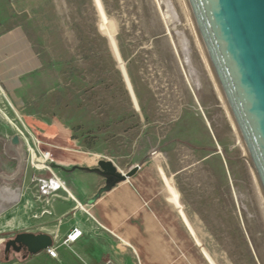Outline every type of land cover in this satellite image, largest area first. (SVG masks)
Here are the masks:
<instances>
[{
	"label": "rangeland",
	"instance_id": "rangeland-1",
	"mask_svg": "<svg viewBox=\"0 0 264 264\" xmlns=\"http://www.w3.org/2000/svg\"><path fill=\"white\" fill-rule=\"evenodd\" d=\"M0 15L44 62L17 97L0 86V130L23 131L54 165L89 150L125 172L153 156L191 234L188 264H264L263 223L181 0H0Z\"/></svg>",
	"mask_w": 264,
	"mask_h": 264
},
{
	"label": "crops",
	"instance_id": "crops-1",
	"mask_svg": "<svg viewBox=\"0 0 264 264\" xmlns=\"http://www.w3.org/2000/svg\"><path fill=\"white\" fill-rule=\"evenodd\" d=\"M43 66L25 27L6 26L0 15L2 90L17 97ZM2 126L0 264H188L191 234L153 156L124 168L139 166L131 177L112 181L94 165L105 158L97 151H83L59 161L58 167L53 164L61 185L48 182V193L42 195L34 176L49 180L50 173L36 171L27 162L24 140L18 136L14 144V135L7 133L11 126L7 122ZM160 164L164 168L161 160ZM74 228L81 235L65 243ZM23 233L50 235L56 256L46 249L28 253L25 246L5 251L6 242Z\"/></svg>",
	"mask_w": 264,
	"mask_h": 264
},
{
	"label": "water",
	"instance_id": "water-1",
	"mask_svg": "<svg viewBox=\"0 0 264 264\" xmlns=\"http://www.w3.org/2000/svg\"><path fill=\"white\" fill-rule=\"evenodd\" d=\"M181 1L221 95L264 227V0ZM97 165L112 181L131 177L139 167L122 172L109 159ZM17 245L18 251L25 246L36 253L50 247L52 238L17 234L5 251Z\"/></svg>",
	"mask_w": 264,
	"mask_h": 264
},
{
	"label": "built area",
	"instance_id": "built-area-1",
	"mask_svg": "<svg viewBox=\"0 0 264 264\" xmlns=\"http://www.w3.org/2000/svg\"><path fill=\"white\" fill-rule=\"evenodd\" d=\"M21 138L25 140L26 138L24 137L23 131H19ZM27 141V140H26ZM32 142V146H30L27 142V149L29 153V157L27 159L28 163L36 170V171H47L50 173L49 180L41 178L39 176H34V179L36 181V184L39 188L40 193L47 194L48 192L45 190V187L49 184H57L61 183L59 182L56 174L53 171V166H52V160L50 158V154L48 152H42L36 147V143ZM33 151V152H32ZM41 196V195H40ZM81 235V230L74 228L65 238L64 242L65 243H70L74 242L77 240V238ZM47 252L50 256L55 257L56 256V251L54 248L48 247ZM104 264H114L112 262H106Z\"/></svg>",
	"mask_w": 264,
	"mask_h": 264
},
{
	"label": "flooded vegetation",
	"instance_id": "flooded-vegetation-1",
	"mask_svg": "<svg viewBox=\"0 0 264 264\" xmlns=\"http://www.w3.org/2000/svg\"><path fill=\"white\" fill-rule=\"evenodd\" d=\"M14 238H15V237H14ZM18 246H19V245L15 246V247H11L10 249L18 250ZM22 247H23V246H21L20 249H21Z\"/></svg>",
	"mask_w": 264,
	"mask_h": 264
},
{
	"label": "bare ground",
	"instance_id": "bare-ground-1",
	"mask_svg": "<svg viewBox=\"0 0 264 264\" xmlns=\"http://www.w3.org/2000/svg\"><path fill=\"white\" fill-rule=\"evenodd\" d=\"M199 46V45H198ZM201 49V48H200ZM202 52V51H201ZM203 53V52H202ZM206 62V61H205ZM210 69V68H209ZM212 74V73H211ZM217 86V85H216Z\"/></svg>",
	"mask_w": 264,
	"mask_h": 264
}]
</instances>
